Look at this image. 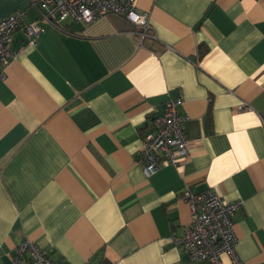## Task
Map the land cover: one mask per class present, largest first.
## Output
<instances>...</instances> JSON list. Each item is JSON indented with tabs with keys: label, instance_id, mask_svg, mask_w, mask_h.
<instances>
[{
	"label": "crops",
	"instance_id": "0c3cea01",
	"mask_svg": "<svg viewBox=\"0 0 264 264\" xmlns=\"http://www.w3.org/2000/svg\"><path fill=\"white\" fill-rule=\"evenodd\" d=\"M37 4L0 0L43 29L0 65V264L27 241L57 264H199L175 242L187 189L242 201L235 254L264 264V0H137L154 38L116 14L65 32ZM170 99L190 158L148 177L142 133Z\"/></svg>",
	"mask_w": 264,
	"mask_h": 264
},
{
	"label": "built area",
	"instance_id": "2783aa9c",
	"mask_svg": "<svg viewBox=\"0 0 264 264\" xmlns=\"http://www.w3.org/2000/svg\"><path fill=\"white\" fill-rule=\"evenodd\" d=\"M37 5L41 19L57 28L70 23L89 24L108 14H116L137 26L143 38L153 37L150 16L138 12L137 0H38ZM26 17L25 12L17 11L0 19V65L4 67L18 54L11 46L19 30H23L32 45L43 31L37 22L26 23ZM181 105L180 99L167 101L163 115L153 118L142 133L140 156L148 177L160 169L161 163L178 166L190 158L191 145L185 134ZM182 197L190 206L192 222L182 238H175L176 244L199 264H224V254L231 256L230 264H243L235 254L238 238L233 228V216L243 202H227L214 190L194 193L187 189ZM13 264L57 263L37 244L27 241L16 248Z\"/></svg>",
	"mask_w": 264,
	"mask_h": 264
},
{
	"label": "trees",
	"instance_id": "16d2710c",
	"mask_svg": "<svg viewBox=\"0 0 264 264\" xmlns=\"http://www.w3.org/2000/svg\"><path fill=\"white\" fill-rule=\"evenodd\" d=\"M59 28H60L62 31H65V32L68 31V26H66V25H64V26H59ZM206 52H207V49H203V51L201 52V54L204 55Z\"/></svg>",
	"mask_w": 264,
	"mask_h": 264
}]
</instances>
